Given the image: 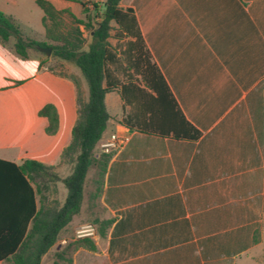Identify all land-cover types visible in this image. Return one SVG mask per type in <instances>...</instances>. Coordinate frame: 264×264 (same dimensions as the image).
Returning <instances> with one entry per match:
<instances>
[{"label":"crops","instance_id":"1","mask_svg":"<svg viewBox=\"0 0 264 264\" xmlns=\"http://www.w3.org/2000/svg\"><path fill=\"white\" fill-rule=\"evenodd\" d=\"M50 1L85 19L82 2L90 0ZM38 8L36 0H0V10L20 26ZM120 8L133 10L180 124L200 135L138 129L139 106L122 97L119 54L109 43L116 55L104 80L112 86L105 94L110 118L98 149L115 151L100 197L113 222L104 238L94 237L97 251L76 254H98L106 264H264V0H122ZM34 38L44 41L45 28ZM12 43L0 44V255L19 252L17 169L26 160L55 166L61 180L52 187L65 201L62 180L72 167L61 155L78 118L74 81L40 66V52L18 56ZM62 68L87 96L80 68L69 61ZM47 104L59 117L54 134L40 115ZM113 133L129 140L108 146Z\"/></svg>","mask_w":264,"mask_h":264},{"label":"trees","instance_id":"2","mask_svg":"<svg viewBox=\"0 0 264 264\" xmlns=\"http://www.w3.org/2000/svg\"><path fill=\"white\" fill-rule=\"evenodd\" d=\"M122 0H105L101 5L94 4L95 10L101 9V16H91L82 2L85 19L78 18L70 9H58L50 0H36L44 12L42 24L45 28V40L40 41L25 35L19 22L0 10V44L9 46L24 58H29L32 51L40 52L38 47H51L52 58L62 67V61L73 62L80 68L88 85V95L82 90L80 80L56 67H49L42 60L40 66L70 77L77 87L78 118L73 127L72 139L63 150L61 163L72 167V172L62 181L68 194L63 203L59 200L49 201L44 191L49 185L61 180L55 172V166L46 165L33 160H26L18 167L21 176L19 200L22 211L19 217V233L21 244L15 254H1L0 261L12 264H41L43 256L60 243L63 233L78 216L86 201V190L89 181L95 184L91 194L98 199L104 216L95 219L98 225V236L104 238L113 218L106 217V210L100 202L104 177L108 164L114 155L113 150L100 151L98 144L107 128L109 113L105 104V94L112 86H104L108 75L107 65L116 59L110 50L109 37L111 21L115 20L120 29L128 36L135 38L126 48L127 72L136 76L122 83V97L127 104L139 106L136 124L138 129L147 133L168 134L171 131L176 137L198 138L200 132L191 127L195 133L189 135L178 119L176 102L171 90L158 67L152 62L146 49L133 10L122 11ZM71 18L68 25L66 18ZM100 21H95L96 18ZM84 30L90 31L91 42L85 49L87 38ZM42 53V52H40ZM43 54V53H42ZM44 55V54H43ZM130 75H128L129 77ZM140 77V80H137ZM40 115L48 119L46 132L54 134L58 130L59 117L53 104H47L40 110ZM15 230V229H14ZM8 231L12 232L10 226ZM57 259H64L65 254L77 248L97 251L94 237H80L69 243L66 249L57 245ZM56 260V264H58Z\"/></svg>","mask_w":264,"mask_h":264},{"label":"rangeland","instance_id":"3","mask_svg":"<svg viewBox=\"0 0 264 264\" xmlns=\"http://www.w3.org/2000/svg\"><path fill=\"white\" fill-rule=\"evenodd\" d=\"M104 2V0H90L85 1L86 8L88 9V12L91 16L99 15L101 16V9L95 10L94 4L101 5ZM38 15L37 16H31L22 18L21 20V28L25 35L32 36V37H38L40 36L43 31L44 27L41 22L42 17V11L38 8ZM101 18H96L95 21H100ZM66 22L68 25L71 24V18L67 17ZM111 32L109 37V43L113 47H117V53L119 56L117 57L118 61L114 65V67L117 69V78L120 83L129 80V78H135L136 76L132 73V71L127 72L126 68V61H127V54H126V46H128V39L127 35L120 29L119 24L113 20L111 21ZM85 37L87 40L91 39L90 31L84 30ZM43 53V52H42ZM44 61H46V65L49 67H56L59 70L66 71V69L59 67L58 63L55 62L54 59L48 58L45 53H43ZM107 70H112V67H109ZM128 75H130L128 77ZM137 80H140V77H137ZM129 110L132 111L129 107ZM53 184L49 185V201L52 200H60V194L52 187ZM95 190V184L91 181L87 184V190H86V201L84 204L83 209L78 214V216L74 217L71 224L68 225L67 230L65 233H63V238L60 243L56 244L51 251H49L46 255L43 256L41 264H56V260H58V264H106L103 257H100L98 254H76L78 250L83 249L87 250L86 248H77L75 250H71L67 254H65L64 259H57L55 252L57 245L61 249H66V246L76 240L80 237L90 236L95 237L98 235V225L95 223V219H100L104 216V211L101 207V205L98 203V199L93 198L91 194ZM91 235H86L88 233H91Z\"/></svg>","mask_w":264,"mask_h":264},{"label":"built area","instance_id":"4","mask_svg":"<svg viewBox=\"0 0 264 264\" xmlns=\"http://www.w3.org/2000/svg\"><path fill=\"white\" fill-rule=\"evenodd\" d=\"M129 140V137L126 135H119L117 133H113L111 135V139L110 142L107 144L108 146H111L115 149H119L121 148L124 144H126V142ZM91 233H88L86 235H91Z\"/></svg>","mask_w":264,"mask_h":264},{"label":"water","instance_id":"5","mask_svg":"<svg viewBox=\"0 0 264 264\" xmlns=\"http://www.w3.org/2000/svg\"><path fill=\"white\" fill-rule=\"evenodd\" d=\"M38 50L40 52L45 53L47 56H50L52 53V48L51 47H38Z\"/></svg>","mask_w":264,"mask_h":264}]
</instances>
